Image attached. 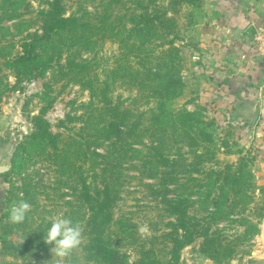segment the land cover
I'll use <instances>...</instances> for the list:
<instances>
[{"label":"rangeland","instance_id":"rangeland-1","mask_svg":"<svg viewBox=\"0 0 264 264\" xmlns=\"http://www.w3.org/2000/svg\"><path fill=\"white\" fill-rule=\"evenodd\" d=\"M48 1L0 0V149L15 144L0 186V264L51 260L53 245L43 237L58 214L83 229L71 264H111L90 248L98 168L115 145L97 127L105 123L106 99L122 111L134 101L137 89L123 72L106 85L113 81L110 71L129 68L128 59L141 74V137L136 156L110 176V245L125 254V264L248 262L264 229V169L249 143L223 132L203 94L205 1L65 0L68 15L80 14L72 23L77 29L58 40L61 63L73 57L85 66L69 73L56 65L18 81L22 43L41 28ZM140 3L141 58H125L121 41L131 8ZM97 10L98 19L84 22L85 12ZM69 44L75 46L66 50ZM19 199L32 210L14 225L9 207ZM141 225L149 229L143 235Z\"/></svg>","mask_w":264,"mask_h":264},{"label":"trees","instance_id":"trees-1","mask_svg":"<svg viewBox=\"0 0 264 264\" xmlns=\"http://www.w3.org/2000/svg\"><path fill=\"white\" fill-rule=\"evenodd\" d=\"M65 0H51L48 1V8L44 9L43 12V21L41 25V30L37 31L29 39L23 41L22 43V52L17 58V71L16 77L20 81L23 77L36 78L42 75L47 68H54L56 65H61V67H67L68 72L70 70L74 72L75 68L84 67L85 64H80L78 61H75L73 57L66 59V66L64 63H61L63 58V44L58 41L63 35L69 36L77 28L72 27V23H75L79 19V14L72 12L68 15L66 12ZM85 19H98L101 15V11L85 12ZM141 3L140 7H132L130 13V28H125L128 32V37L124 38L122 46L127 48L126 53L123 56L126 58L127 55H133L136 53L137 57L141 58ZM84 44V43H83ZM61 46L62 48L58 47ZM129 45V49H128ZM66 50H69L70 47H74L75 44L65 45ZM71 49V48H70ZM65 60V59H64ZM87 61V60H86ZM85 61V62H86ZM118 60L115 61L117 63ZM128 67H125L123 71L119 72L113 69L108 73V76L113 75L112 83L106 82L107 88L113 85L117 79L119 80L120 74L122 73L125 78L129 80L130 89H137L133 98V103L129 106L124 107L123 111L120 110V103L114 104L113 99H106L105 105L107 106V114L105 123L101 125L98 123V132L102 134L105 138L110 139L114 137V146H112L113 151L110 150L109 155L112 158H109L108 161L102 164L98 168V175L102 178L101 185L97 188L96 191V204L94 206V213L92 218V229L91 233L93 234L91 239V250L92 254L96 255V258L100 262H109L111 264H125L124 253H121L114 249L106 235L107 227L111 222V202L112 198L110 197V191L112 184L110 183V176H113L115 173H119L122 169V165L126 160L134 158L136 153L139 152V149L134 147L138 138L141 137V112H139L141 107V102L138 101L141 99V74L137 73L132 65L131 61L128 59ZM19 64V65H18ZM25 65L26 68L22 70V65ZM116 69H118L116 67ZM76 72V71H75ZM107 97V94H106ZM100 108V106L97 105ZM133 109L137 110V113H134ZM135 110V111H136ZM112 114V115H111ZM69 117V115H68ZM45 129L44 126H40L39 130ZM47 132V131H46ZM50 135L47 132V135ZM33 137H36V133L32 134ZM39 136V134H37ZM98 137L100 138L99 134ZM97 156H102V153L99 151L96 152ZM118 160V162L113 163V160ZM164 164L168 165L170 159L164 157ZM124 255V256H123ZM1 258V255H0ZM135 264H167L162 263L161 261L146 262L141 259L138 263Z\"/></svg>","mask_w":264,"mask_h":264},{"label":"crops","instance_id":"crops-1","mask_svg":"<svg viewBox=\"0 0 264 264\" xmlns=\"http://www.w3.org/2000/svg\"><path fill=\"white\" fill-rule=\"evenodd\" d=\"M204 1L203 36L207 47L203 61V94L215 118L223 124V132L231 134L241 144L249 143L264 169V62L254 41L256 31L264 28V0ZM247 99L261 100L259 118L253 126L243 119L235 121L233 116L236 102L243 104L249 101ZM247 130L252 131L249 138ZM2 177L0 175V186ZM2 197L0 191V215ZM202 264H264V229L256 252L248 262Z\"/></svg>","mask_w":264,"mask_h":264},{"label":"clouds","instance_id":"clouds-1","mask_svg":"<svg viewBox=\"0 0 264 264\" xmlns=\"http://www.w3.org/2000/svg\"><path fill=\"white\" fill-rule=\"evenodd\" d=\"M31 210L32 205L27 200L19 199L10 205L8 219L14 225L23 224ZM49 222L50 226L44 232L43 240L46 244L53 245V247L50 249L52 259L47 261L46 264H71L70 258L83 242L81 225L71 218L59 214L51 217ZM148 231L147 225L138 226V232L141 235Z\"/></svg>","mask_w":264,"mask_h":264},{"label":"water","instance_id":"water-1","mask_svg":"<svg viewBox=\"0 0 264 264\" xmlns=\"http://www.w3.org/2000/svg\"><path fill=\"white\" fill-rule=\"evenodd\" d=\"M249 100L246 103L239 104L236 102L235 113L233 114L235 121H240L243 119L249 126H253L256 124L261 108V100L254 99ZM239 104V105H238ZM240 119V120H238ZM251 130L246 131L247 138L251 136ZM246 138V142H247ZM15 144L12 142L9 149L6 151H2L0 149V175L7 173L10 169V165L7 162L6 158L12 153Z\"/></svg>","mask_w":264,"mask_h":264},{"label":"built area","instance_id":"built-area-1","mask_svg":"<svg viewBox=\"0 0 264 264\" xmlns=\"http://www.w3.org/2000/svg\"><path fill=\"white\" fill-rule=\"evenodd\" d=\"M256 48L259 52V54L262 57V60L264 62V28H259L254 37ZM264 84V82H263Z\"/></svg>","mask_w":264,"mask_h":264}]
</instances>
